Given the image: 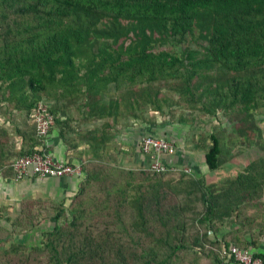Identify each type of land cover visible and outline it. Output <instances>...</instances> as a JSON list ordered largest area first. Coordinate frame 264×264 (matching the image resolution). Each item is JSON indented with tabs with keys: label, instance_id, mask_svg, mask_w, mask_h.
Listing matches in <instances>:
<instances>
[{
	"label": "trees",
	"instance_id": "trees-1",
	"mask_svg": "<svg viewBox=\"0 0 264 264\" xmlns=\"http://www.w3.org/2000/svg\"><path fill=\"white\" fill-rule=\"evenodd\" d=\"M179 41L187 46L164 47ZM39 101L57 116L85 179L68 207H51L54 226L38 245L14 238L13 230L39 224L42 200L23 199L13 229L0 223V264H222L228 241L212 234L228 218L253 229L246 210L264 196V0H0L5 178H15V157L42 151L33 119ZM158 115L191 126L205 116L231 122L229 133L197 136L216 174L243 154L231 145L262 153L223 172L231 178L217 188L174 165L107 161L116 132ZM15 135L25 139L20 149ZM7 210L0 205V220L10 219Z\"/></svg>",
	"mask_w": 264,
	"mask_h": 264
},
{
	"label": "crops",
	"instance_id": "crops-1",
	"mask_svg": "<svg viewBox=\"0 0 264 264\" xmlns=\"http://www.w3.org/2000/svg\"><path fill=\"white\" fill-rule=\"evenodd\" d=\"M77 115V113H76ZM154 122L137 121L134 124L125 127L114 135L107 150V161L114 165L125 168H148L151 167L154 158L157 156L160 160L170 162L172 165L180 169H186L192 172L196 176L206 177L209 185L214 184L215 188L219 187L222 183H225L231 175L219 174L215 171H210L206 162V151L204 149H198L195 147L198 137H194L191 131V125L178 121H173L170 118L162 117L158 115L155 117ZM34 128V123H32ZM23 128V127H22ZM26 128V127H24ZM23 128V129H24ZM26 130V129H25ZM28 132V129L26 130ZM192 132L193 137H188ZM195 134V133H194ZM147 135L165 137L176 145V152L173 155H166L164 153L151 154L142 150V139ZM14 147L20 149L24 146L25 139L22 136L15 135ZM82 149H86V144H81ZM43 152L50 153L55 159L68 161L69 156L72 155L74 163L79 164L80 160L76 153L71 154L68 150V145L62 140L59 135V129L55 125L49 136L45 139ZM236 160V159H235ZM227 162L230 167L227 170H231L232 166L235 168L237 165H246V163L237 164L238 161ZM223 171V170H221ZM226 171V170H225ZM227 172V171H226ZM228 173V172H227ZM209 174V175H208ZM208 176V177H207ZM85 179L84 172L64 175L61 177H40L31 176L19 179L22 184V188L26 186L31 188V193L24 192V198H35L42 200L41 207H55L58 205L69 206L72 197L77 193L82 181ZM15 181V182H14ZM14 177H3L0 174V196L1 188H7L8 185H14L17 182ZM259 203H255L246 210V216L249 215L250 222L254 226L253 229L248 230L246 226H242L239 222H236L233 218H228L218 229L213 236H217L219 239L226 238L224 247L234 245L236 242L232 238H237L238 241L245 243L247 246H241L248 248L255 255L264 258V196L260 197ZM0 205L8 206L9 203L0 201ZM9 210V207H8ZM222 264H238L233 259L223 258Z\"/></svg>",
	"mask_w": 264,
	"mask_h": 264
},
{
	"label": "built area",
	"instance_id": "built-area-1",
	"mask_svg": "<svg viewBox=\"0 0 264 264\" xmlns=\"http://www.w3.org/2000/svg\"><path fill=\"white\" fill-rule=\"evenodd\" d=\"M57 116L50 110L49 104L39 101L34 109L33 119L36 125L37 135L46 139L52 128L56 124ZM142 149L146 153L173 155L176 152V145L165 137L147 135L142 139ZM12 167L15 171L16 179L25 177H61L80 173L83 171L81 163H69L55 159L50 153L36 151L32 154L17 156L12 161ZM151 167L157 171L173 169L174 166L165 160H160L157 156L154 158ZM213 233V231H210ZM223 256L233 259L238 264H264V258L255 255L248 248L239 245H231L223 248Z\"/></svg>",
	"mask_w": 264,
	"mask_h": 264
},
{
	"label": "rangeland",
	"instance_id": "rangeland-1",
	"mask_svg": "<svg viewBox=\"0 0 264 264\" xmlns=\"http://www.w3.org/2000/svg\"><path fill=\"white\" fill-rule=\"evenodd\" d=\"M189 39V43L191 45V47L195 48L197 47V42H192L191 41V37L188 38ZM187 46L184 42H180L177 43L176 42H169L166 45H164V47H167L168 49H172V50H176L179 51V49H182V47ZM186 115H190L191 112L189 110H185L184 112ZM258 116L259 118H264V116ZM24 127H26V129L30 130L32 126V121H30L28 124L26 122V124H24ZM261 127L263 129V133H264V121H262L261 123ZM191 131L190 134L188 135V137H197V136H208L211 132H213L214 130H218V129H226L227 132H231L232 131V124L231 122L226 119L223 118L221 120H217L215 116H205L204 118H197L196 122L191 126ZM195 133V134H194ZM193 136H192V135ZM231 151H233L234 153H239L242 152V155H238L236 157H234L233 159L231 158L230 161L234 162L238 161L237 164H242L241 162L243 161V163L247 164L248 158L251 157L250 155L253 153H262V150L260 148H258L257 146L253 145L251 147H247L244 144H235V145H231L229 146ZM241 160V162L239 161ZM228 167H230L228 165V163L224 164L223 167V172H230V171H234L236 169L240 168V165H237L235 168L232 166L231 170H227ZM226 170V171H225ZM222 172V173H223ZM209 175V174H208ZM208 177V176H207ZM17 182L19 183H15L14 185H8L7 188H1V196H0V201H4L6 203H9L8 207L9 210H7V212L5 213V216L9 217L10 219L7 218H2L0 220L1 224H4L6 227H8L9 229H13L12 227V220L19 214L20 212V207H21V201L24 198V192L28 190V192H26L27 194L31 193V188L27 187L25 189L22 188V184L21 181H19V179ZM21 180V179H20ZM15 182V181H14ZM41 214H39V224L33 228L32 230L29 231H24V232H16L13 230L14 232V238L16 240H18L21 243H24L28 246H33V245H38L41 244L42 242V238H43V232L49 229H52L54 226V222L51 221V216L54 214V211L52 210L51 207H41ZM7 244H10V240L7 241Z\"/></svg>",
	"mask_w": 264,
	"mask_h": 264
}]
</instances>
